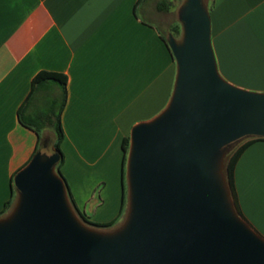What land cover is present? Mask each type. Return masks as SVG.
<instances>
[{"label":"crops","instance_id":"0c3cea01","mask_svg":"<svg viewBox=\"0 0 264 264\" xmlns=\"http://www.w3.org/2000/svg\"><path fill=\"white\" fill-rule=\"evenodd\" d=\"M211 3L221 75L264 92V0ZM173 12L171 0H0V211L16 173L38 147L54 145L44 117L60 114L62 172L78 208L109 217L98 223L116 218L124 196L123 140L161 114L173 93L177 66L163 40L172 34ZM43 72L63 75L65 85L46 82L26 104ZM22 117L44 126L41 136ZM235 185L243 215L264 237V141L240 157Z\"/></svg>","mask_w":264,"mask_h":264},{"label":"water","instance_id":"95a60500","mask_svg":"<svg viewBox=\"0 0 264 264\" xmlns=\"http://www.w3.org/2000/svg\"><path fill=\"white\" fill-rule=\"evenodd\" d=\"M178 20L170 102L131 131L122 223L103 230L78 216L61 155L44 143L13 178L0 264H264V237L238 213L225 174L237 146L264 139V93L221 75L205 0H184Z\"/></svg>","mask_w":264,"mask_h":264},{"label":"trees","instance_id":"16d2710c","mask_svg":"<svg viewBox=\"0 0 264 264\" xmlns=\"http://www.w3.org/2000/svg\"><path fill=\"white\" fill-rule=\"evenodd\" d=\"M209 9L211 10L212 8V3H208L207 4ZM163 10L166 11L169 8V4L168 2L163 4ZM171 33L175 36L178 37L181 35L182 33V27L181 24H176L172 27L171 29ZM164 43L166 44V46L168 47L172 59L175 61L173 54L167 44V37L163 38ZM58 82L61 83L63 85H65V77L63 75L57 74V73H50V72H43L40 73L39 75H37L35 77V79L33 80L32 83V89L31 92L28 96V98L26 99V104L29 103V101L31 100V98L33 97L35 91L37 90V87L46 83V82ZM62 107L64 106V102H62ZM47 118V120L49 121V125L53 127L54 132H55V142L53 147L59 151L60 155H61V160L59 162V164L57 165L56 171L58 172V174L64 179L66 186H67V191H68V196L70 199V202L74 208V210L76 211V213L78 214V216L89 226L92 227H96L99 229H103V230H109L114 228L119 221L124 218L125 214H126V210H127V183H126V164H127V157H128V152H129V148H130V137L129 138H125L123 140V152H124V158H123V166H124V196H123V203H122V207L120 209L119 214L116 216L115 219H113L112 221L106 222V223H98V222H93L91 221L90 217L88 215H86L84 212H81L80 209L78 208L72 192L70 190V186L69 183L66 179V177L64 176L63 172H62V167L64 164V153L62 150V143L64 141L65 138V133L62 127V122H61V115L60 114H56L54 115V118L47 116L44 117ZM21 123L28 127V128H32L35 130V132L41 136V132L44 129V126H37L31 119H26V118H21ZM257 141H264V139L262 138H252V139H248L245 140L244 142H242L239 146H237L232 153H230L228 155V157L226 158V162H225V174L228 180V183L231 187V191H232V195L235 201V205L237 208L238 213L240 214V216H242L245 220V216L243 215L238 199H237V192H236V185H235V168L236 165L240 159V157L242 156V154L255 142ZM39 150V147L37 148L36 152ZM35 152V153H36ZM17 198V193L14 189V183L12 182V192L10 195V198L5 202L3 209L0 211V217L5 216L6 214H8L10 212V210L13 208L14 203L16 201Z\"/></svg>","mask_w":264,"mask_h":264},{"label":"rangeland","instance_id":"374dc122","mask_svg":"<svg viewBox=\"0 0 264 264\" xmlns=\"http://www.w3.org/2000/svg\"><path fill=\"white\" fill-rule=\"evenodd\" d=\"M206 1V3L208 4V3H211L212 2V0H205ZM171 2L173 3V14H172V16H171V19H170V21H171V23L173 24V25H176V24H180V22H179V20H178V15H177V13H176V9L178 8V6L181 4V2H182V0H171ZM173 27V26H172ZM172 27H171V29H172ZM171 29H170V32H171ZM169 30V29H168ZM165 31V34L166 35H168V32L169 31ZM181 36H182V33H181V35L180 36H178V37H176L177 39H180L181 38ZM168 37V36H167ZM235 85V84H234ZM240 88H242V87H240ZM243 89H246V90H249V91H254V92H259V91H255V90H253V89H249V88H243ZM259 93H264V92H259ZM51 148V147H50ZM100 211L98 210H96V211H89V212H87L88 213V215L89 216H91V218H92V220H94V221H96V222H99L100 220H103L104 218H109V217H104L103 215H97V213H99ZM125 217V216H124ZM122 220H124V218H122L121 220H120V222L122 221ZM260 234V233H259Z\"/></svg>","mask_w":264,"mask_h":264}]
</instances>
